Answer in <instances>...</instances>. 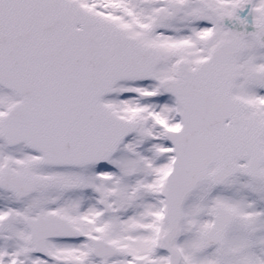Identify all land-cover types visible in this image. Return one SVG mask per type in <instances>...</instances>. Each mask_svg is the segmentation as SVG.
Masks as SVG:
<instances>
[{"label": "snow or ice", "instance_id": "obj_1", "mask_svg": "<svg viewBox=\"0 0 264 264\" xmlns=\"http://www.w3.org/2000/svg\"><path fill=\"white\" fill-rule=\"evenodd\" d=\"M0 264H264V0H0Z\"/></svg>", "mask_w": 264, "mask_h": 264}]
</instances>
